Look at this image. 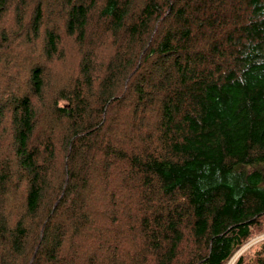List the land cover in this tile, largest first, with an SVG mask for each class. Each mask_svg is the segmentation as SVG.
<instances>
[{"label":"trees","instance_id":"trees-1","mask_svg":"<svg viewBox=\"0 0 264 264\" xmlns=\"http://www.w3.org/2000/svg\"><path fill=\"white\" fill-rule=\"evenodd\" d=\"M263 225L264 0H0V264H230Z\"/></svg>","mask_w":264,"mask_h":264},{"label":"rangeland","instance_id":"rangeland-1","mask_svg":"<svg viewBox=\"0 0 264 264\" xmlns=\"http://www.w3.org/2000/svg\"><path fill=\"white\" fill-rule=\"evenodd\" d=\"M252 234L253 235L251 236L248 243L246 245H244L241 250H239V252L234 256V258L230 264H232L233 261L235 262L237 257H239L241 254H243L245 252L248 253L247 264H249V263L252 264L254 262L252 252H253V249L255 248V246H257L258 244H260L261 242L264 241V225L260 229L255 230Z\"/></svg>","mask_w":264,"mask_h":264}]
</instances>
